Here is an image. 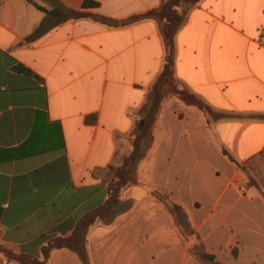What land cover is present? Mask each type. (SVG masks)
I'll use <instances>...</instances> for the list:
<instances>
[{
  "label": "crops",
  "instance_id": "crops-1",
  "mask_svg": "<svg viewBox=\"0 0 264 264\" xmlns=\"http://www.w3.org/2000/svg\"><path fill=\"white\" fill-rule=\"evenodd\" d=\"M85 1L0 0V245L29 258L43 259L52 239L69 237L106 201L100 169L115 165L134 136L164 66L152 20L111 27L87 17L30 38L47 18L39 6L124 20L162 3ZM175 46L179 82L239 117L209 123L197 107L167 97L141 183L123 192L126 208L89 227L85 257L55 248L46 264H203L190 250L199 236L221 264H264V196L222 151L240 163L264 152V119L254 118L264 117V0H201ZM154 191L183 208L190 235ZM0 264L22 263L0 250Z\"/></svg>",
  "mask_w": 264,
  "mask_h": 264
},
{
  "label": "trees",
  "instance_id": "trees-1",
  "mask_svg": "<svg viewBox=\"0 0 264 264\" xmlns=\"http://www.w3.org/2000/svg\"><path fill=\"white\" fill-rule=\"evenodd\" d=\"M200 1L201 0H162L159 7L144 13L132 15L124 20L112 19L101 15L90 14L81 10L70 9L61 4L53 8L39 6V8L47 14V18L35 30V33L31 35V39L41 36L50 28L61 23L87 17H91L111 27H124L152 20L158 24L161 35L164 39L165 61L162 71L147 93L145 103L138 111L139 119L137 120V127L134 133V148L131 156L121 165L110 164L107 167L100 169L103 182L108 190V197L103 205L89 212L80 219L73 233L69 237H57L52 239L49 244L43 248V259L29 258L25 255L16 254L0 245V250L3 251L10 260L15 259L22 264H46L49 253L52 249L65 247L71 248L85 257V254L81 249V243L85 233L97 220L108 217L114 207L121 202L122 190L132 183L133 165L142 157L141 152L144 141L147 139L154 140L155 124L163 102L169 95H176L187 104L197 106L207 114H213L216 120L239 117L238 115L228 113H213V108L209 104L205 103L194 92L181 87L180 82L176 77V34L187 22L189 11L196 7ZM95 6H98L97 2L86 0L83 7ZM15 69L22 73L33 74L30 69L22 64L16 65ZM254 118L264 119L263 116H255ZM222 151L225 156L247 172L250 184L257 187L264 196V152L253 155L245 163H240L225 148H223ZM252 173L257 174L261 185ZM111 175H113L112 180L109 179ZM153 195L159 202H162L172 214L176 213L178 210H182L180 205L172 202L167 196L162 195L157 191H154ZM201 256L202 258H211L205 254Z\"/></svg>",
  "mask_w": 264,
  "mask_h": 264
},
{
  "label": "rangeland",
  "instance_id": "rangeland-1",
  "mask_svg": "<svg viewBox=\"0 0 264 264\" xmlns=\"http://www.w3.org/2000/svg\"><path fill=\"white\" fill-rule=\"evenodd\" d=\"M180 86L181 87H183V88H187V89H189L188 87H186L185 85H182L181 83H180ZM190 90V89H189ZM191 91V90H190ZM192 92V91H191ZM177 97V98H179L178 96H176V95H169L168 97ZM199 97V96H198ZM167 98V97H166ZM200 98V97H199ZM179 99H181V98H179ZM201 99V98H200ZM182 100V99H181ZM184 101V100H183ZM204 101V100H203ZM185 102V101H184ZM205 102V101H204ZM186 103V102H185ZM206 103V102H205ZM187 104V103H186ZM189 105V104H188ZM192 106H194V105H192ZM195 107H197V106H195ZM198 108V107H197ZM199 109V108H198ZM213 113H218L217 111H215L214 109H213ZM201 112L206 116V118H207V121L209 122V123H211L212 121H216V118H215V116L213 115V114H207V113H205L204 111H202L201 110ZM133 140H134V136H130V137H127V141L126 142H124V143H122L121 144V148L119 149V152H118V159H117V162H116V164L115 165H121V164H123V162L126 160V159H128L130 156H131V154H132V151H133V148H134V146H133ZM152 139H147V140H145L144 141V143H143V148H142V152H141V155H144L145 157L147 156V154L149 153V151H150V148H151V145H152ZM144 157V158H145ZM143 156L139 159V160H137L136 162H135V164L133 165V168H132V183L129 185V186H132V185H134V184H139V183H141V170H142V162H143ZM243 172L246 174V176H247V178H248V186L249 187H251V188H254L256 191H257V187H254V186H252L251 184H250V179H249V176H248V174H247V172L246 171H244L243 170ZM253 174V176L260 182V180H259V178L257 177V174H255V173H252ZM109 179L110 180H112L113 179V175H111L110 177H109ZM260 185H261V182H260ZM129 186H127V187H129ZM127 187H125L123 190H122V193H121V195H122V200H123V192H124V190L127 188ZM122 200H121V202L119 203V204H117L115 207H114V209H113V211L110 213V215L108 216V217H106V218H104L103 220H107V219H111L113 216H114V214L115 213H118L119 211H117L118 209H122V210H124L125 208H126V206H124V207H121V203H122ZM162 203V202H161ZM183 209V208H182ZM173 215H177L178 216V220H176L177 221V223H178V225H180L181 224V229H182V231L184 232V235H186V236H188V235H190L192 232H193V228H191L190 226H189V224H188V222H187V219H185L186 218V216L183 214V212H181V210H178L176 213H174ZM186 224V225H185ZM185 230V231H184ZM192 242H191V245H190V250L193 252V253H195L196 255H197V258L199 259V261L201 262V263H203V264H221V262L219 263L218 261H217V259H216V257L214 256V255H211V254H208L206 251H205V249L203 248V243H202V240H201V238H200V236L198 237V238H192ZM203 254H205V255H208V256H210L211 258L210 259H208V258H202V256L201 255H203Z\"/></svg>",
  "mask_w": 264,
  "mask_h": 264
}]
</instances>
